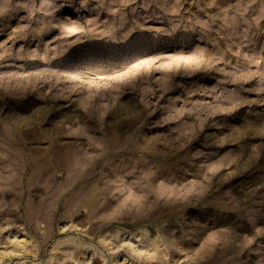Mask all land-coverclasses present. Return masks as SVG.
I'll return each mask as SVG.
<instances>
[{
	"label": "rangeland",
	"instance_id": "obj_1",
	"mask_svg": "<svg viewBox=\"0 0 264 264\" xmlns=\"http://www.w3.org/2000/svg\"><path fill=\"white\" fill-rule=\"evenodd\" d=\"M0 264H264V0H0Z\"/></svg>",
	"mask_w": 264,
	"mask_h": 264
},
{
	"label": "bare ground",
	"instance_id": "obj_2",
	"mask_svg": "<svg viewBox=\"0 0 264 264\" xmlns=\"http://www.w3.org/2000/svg\"><path fill=\"white\" fill-rule=\"evenodd\" d=\"M86 197V196H85ZM94 197V196H93ZM96 198H94L95 200H97V195L95 196ZM87 199V198H86Z\"/></svg>",
	"mask_w": 264,
	"mask_h": 264
}]
</instances>
